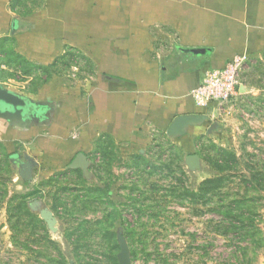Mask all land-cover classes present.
Listing matches in <instances>:
<instances>
[{
    "label": "crops",
    "instance_id": "crops-1",
    "mask_svg": "<svg viewBox=\"0 0 264 264\" xmlns=\"http://www.w3.org/2000/svg\"><path fill=\"white\" fill-rule=\"evenodd\" d=\"M263 55L264 0H0V84L42 105L31 125L0 118V148L20 178L28 162L44 179L102 139L131 152L157 130L187 155L203 137L231 145L223 105L191 93L207 70ZM181 116L193 120L170 134Z\"/></svg>",
    "mask_w": 264,
    "mask_h": 264
},
{
    "label": "rangeland",
    "instance_id": "rangeland-1",
    "mask_svg": "<svg viewBox=\"0 0 264 264\" xmlns=\"http://www.w3.org/2000/svg\"><path fill=\"white\" fill-rule=\"evenodd\" d=\"M42 77L48 80L49 74ZM240 82L239 96L223 105L220 118L221 130L235 140L230 145L197 139L199 169L189 167L176 137L157 130L131 152L102 139L86 172L30 181L19 177L0 148V264H119L122 246L131 264H264V55L245 60ZM19 91L28 92L22 86ZM215 145L231 153L223 173ZM220 173L229 194L242 182L251 184L240 188L248 197L244 215L251 214L243 226L226 229L223 213L235 197L219 198L215 188L200 195L204 181ZM29 200L54 213L57 233ZM109 212L114 218L103 220ZM107 232L115 234L113 240Z\"/></svg>",
    "mask_w": 264,
    "mask_h": 264
},
{
    "label": "water",
    "instance_id": "water-1",
    "mask_svg": "<svg viewBox=\"0 0 264 264\" xmlns=\"http://www.w3.org/2000/svg\"><path fill=\"white\" fill-rule=\"evenodd\" d=\"M186 53L200 54L205 53L203 49H183ZM39 106L41 104H35L32 100L25 96L18 94L17 92L4 87L0 84V118L7 120L11 125H31L32 121L40 114ZM26 118H30L26 121ZM193 120L190 116H181L177 118L171 129L170 134L177 132L186 123ZM200 157L197 154L189 155L187 157V164L192 170L199 169L201 166ZM89 160L86 155L80 153L75 161L69 166L71 170H82L86 172L89 167ZM31 163H24L21 167L20 174L27 180H31L32 171ZM30 209L33 212L39 213L40 218L46 223L48 229L52 233L58 232V220L54 213L47 207H42L40 201H32L30 203ZM119 264H131L129 259V252L125 246H122L121 252L118 255Z\"/></svg>",
    "mask_w": 264,
    "mask_h": 264
},
{
    "label": "built area",
    "instance_id": "built-area-1",
    "mask_svg": "<svg viewBox=\"0 0 264 264\" xmlns=\"http://www.w3.org/2000/svg\"><path fill=\"white\" fill-rule=\"evenodd\" d=\"M245 56L235 57L222 70H207L199 86L191 93L195 103L202 107L232 102L240 92V74Z\"/></svg>",
    "mask_w": 264,
    "mask_h": 264
},
{
    "label": "trees",
    "instance_id": "trees-1",
    "mask_svg": "<svg viewBox=\"0 0 264 264\" xmlns=\"http://www.w3.org/2000/svg\"><path fill=\"white\" fill-rule=\"evenodd\" d=\"M215 149L221 155V158H222V160L220 161V168L221 169H219V170H221V173H223L224 171H222V167L226 168V166H228L230 164L228 160L227 161L225 160V158L229 159L231 157V156H229V155H231V153H230V151L223 149L221 147H217L216 145H215ZM223 158H224V160H223ZM251 172L252 171H249V175H252ZM222 175L223 174H221V177L219 176L218 178L208 179V180L204 181L203 187L200 190L201 191L200 195H202V193H203V195L208 194L209 192H212V190H214V188H215V190H217V192H220L219 198H222V199H225V198L229 199L231 197L237 198V199H235V198L230 199L231 201L229 203V206L226 207L229 210H226L225 213H223V216H224V219L226 221H228V223H229V228H226V229H230L231 224L243 226L244 220H246V222H248L251 218V216H250L251 214L249 212V213L244 215L243 210L245 209V207H247V204H248L247 198L248 197L245 196L246 192L242 193V189H240V188L244 186V187H246V189L247 188L249 189L251 187L250 186L251 184H249L248 182H246V183L242 182V184H244V185H242V184L238 185L239 188H238L237 192H235V194H229L227 192H229L231 189H229V190H228V188L226 189V185H224L225 182H228V181H226L227 180L226 175H223V176ZM252 176L255 179L258 178L257 175H255V174H253ZM99 191H100V193H102L101 189H99ZM29 196H30V194L25 195V196H23V199H27ZM239 196H240V198H239ZM222 210H224V209L222 208L220 211L222 212ZM112 218H114L113 213L109 212L108 214L105 213V215L102 219L108 220V219H112ZM100 223H102V221H100ZM106 236L109 237L110 240H113V238L115 237V234L107 232ZM112 243L116 244V245H114V247L117 246V241H114ZM74 254H75L76 258L78 259L76 250H74Z\"/></svg>",
    "mask_w": 264,
    "mask_h": 264
}]
</instances>
